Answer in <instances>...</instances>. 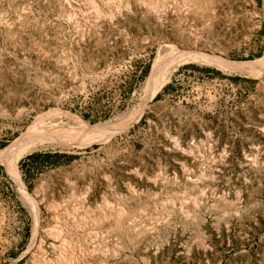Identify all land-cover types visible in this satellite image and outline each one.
I'll return each instance as SVG.
<instances>
[{"label": "rangeland", "instance_id": "rangeland-1", "mask_svg": "<svg viewBox=\"0 0 264 264\" xmlns=\"http://www.w3.org/2000/svg\"><path fill=\"white\" fill-rule=\"evenodd\" d=\"M210 1L211 24L190 14L181 23L196 51L230 62L262 57L264 0ZM90 3L0 0V152L41 131L51 120L29 128L51 110L89 125L65 119L70 143L48 141L19 162L28 192H39L40 250L31 247V211L0 162V264H57L67 234L86 236L79 264H264V68L255 76L184 63L126 130L121 115L141 104L162 43L165 58L192 46L140 2L113 17ZM53 201L61 208L49 211ZM118 203L136 212L130 229L148 230L131 240L108 217L97 235L52 236L57 218L73 217L65 209L97 215Z\"/></svg>", "mask_w": 264, "mask_h": 264}, {"label": "bare ground", "instance_id": "bare-ground-1", "mask_svg": "<svg viewBox=\"0 0 264 264\" xmlns=\"http://www.w3.org/2000/svg\"><path fill=\"white\" fill-rule=\"evenodd\" d=\"M91 1L92 3L93 2L95 3L93 7L95 6L96 7L95 9L101 11L107 17L108 16L113 17V15L115 14L121 15L120 12L122 11V9L124 8L127 9L129 6L131 7V4L133 5L136 2H140L141 4L139 5L143 7L144 14L151 16L157 21H161V22L166 21V20L170 21L171 23H173L174 28H176L178 31H180L183 34L182 42L185 43L187 40H189L190 45L192 46L191 50L189 51L182 50L180 52L175 51L176 49L175 47L174 52L172 51L173 53H170L169 55H167L168 57L165 58L164 54H165V51H167L169 43L168 44H166V42L162 43L161 47L159 48L158 55L154 62L150 76L148 77L147 81L144 84V87L142 88L144 91V95L142 97L141 104L134 112H130L129 114L123 113L121 115L123 116V119H125L124 129L126 130L131 128L136 122H138L143 114L150 111L151 108L149 107L150 104L148 105V102L152 101L158 95V93H160L163 90L164 86L172 79V76L175 73V71H177L180 68V66L184 63H187V62L209 63V64H214L218 67H221L222 69L227 70V71H231L235 73L239 72V73L255 75V76H260L261 70H263L264 68V54L262 57L254 61L230 62L231 60L226 61L223 59L207 58V56L205 57L201 53L196 51V48L198 47V39L196 37L193 38L192 34L189 33L187 29H181L182 28L181 23H182L183 18H188L189 15L187 14H190L194 19L199 18V19L204 20L203 22L205 25L209 24L210 23L209 18H212L210 17L211 12H212V3L210 0H159V2L158 1L154 2L153 0H96L97 3L95 0L94 1L91 0ZM111 1L112 3H115V5L110 4ZM183 7L185 8L184 10H186V14L185 13L183 14V9L181 10V8ZM129 9L131 8H128V10ZM71 10L73 11V9ZM168 50H170V48ZM165 62L167 66L165 68H161V65ZM45 117L47 118L45 119ZM71 118H74L75 120H78V123L80 122L81 124H84V126L89 127L87 123L80 121L79 119H77L75 116L71 115L68 112L59 111V110H51L47 114H43V115L40 114L38 117H36L35 121L29 128L30 130L34 127L36 128L37 126H40V122H42V119L51 120V122L49 121V123L47 124L46 122H44L45 126L42 127L41 131H38L32 134V136L29 138L27 137L28 135L24 138V136L28 134L29 132L24 134L22 137L17 139L11 146H9L8 148L0 152V162L6 165V169L8 173L13 177V179L18 185V190L20 192L23 202L26 205H28L29 211H31L32 218H33V237H32L31 247L33 248L35 247V249L37 250H40V248L42 247L41 244L43 242L42 241L43 239L41 236L42 229H43L41 227V219H42L41 201L38 196L39 192L37 193L36 191L34 194H30L28 192L25 186V183L23 182L21 175H20L19 162L26 153H29L31 151H34L40 148L41 146L46 144L48 141L66 140L67 142H69V140L72 138L73 135L67 133L68 131L65 128L64 120L65 119L69 120ZM53 121L59 122V123L54 124ZM100 126L102 125L101 124L96 125V127H100ZM33 132H35V130H33ZM36 134L37 136H35ZM94 137L96 136H90L85 139L82 138L81 141L79 142L80 144L86 145L88 143H91V141H97V140L107 141L111 139L112 135H109L106 138H104L103 135L98 136L99 138H94ZM187 199L189 198L187 197ZM78 205L73 206L70 210L65 209V213L68 215V217L73 216L70 218L71 221H66L67 218L65 217L57 218V223H56L57 225H55V227L53 228L52 236H55V237L62 236L63 232H68L73 229L81 230V231L83 230L90 237L92 235H97L98 233H100L99 227L101 226L102 221L108 217L114 219V222L112 221V224H111V229L112 230L114 229L120 232H125L131 238V240L135 239L133 237L134 235H141L142 233L148 230L146 228H143L140 231L130 229L132 228L131 222H133V219L136 216V212L127 209L125 205H121L120 203L116 205L117 207L115 209L113 208L114 210L111 213H108V211L104 209L102 211L100 210V212H98L97 215L94 214L95 212H93V209H91L90 206L88 207L84 206L82 208L80 205V207L78 208ZM150 205H151L150 203L149 204L144 203L143 209L148 208ZM108 207L112 208L113 206L108 205ZM57 208H61V207H59L56 203H54V201L48 204L49 211L50 210L56 211ZM166 210L167 209H165V211ZM78 211L80 212L83 211L81 216L80 215L75 216V214H77ZM95 227H98V232L96 230L94 231ZM133 231L135 232L132 233ZM80 236L83 238L82 242L87 241L84 238L86 237L85 235H80ZM81 237L73 238L71 235H68V234L65 236V238L63 239L62 245L59 247L61 248V250L59 249L60 252H59V257L57 259V264L58 262H61L60 264H66V263L79 264V262L82 261L80 254H76V250L79 249V246L77 245V240ZM39 264H52V263L50 262L48 263L44 260L42 261L40 260Z\"/></svg>", "mask_w": 264, "mask_h": 264}]
</instances>
